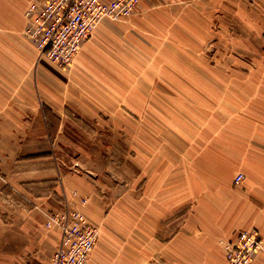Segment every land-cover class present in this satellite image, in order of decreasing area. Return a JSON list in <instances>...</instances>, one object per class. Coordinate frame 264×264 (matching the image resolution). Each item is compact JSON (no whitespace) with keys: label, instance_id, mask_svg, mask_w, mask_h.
I'll return each instance as SVG.
<instances>
[{"label":"crops","instance_id":"obj_1","mask_svg":"<svg viewBox=\"0 0 264 264\" xmlns=\"http://www.w3.org/2000/svg\"><path fill=\"white\" fill-rule=\"evenodd\" d=\"M120 33L104 25L97 28L85 41L69 78L57 76L43 63H0L6 69L0 71V264H52L61 229L48 228L45 213L62 208V197L92 224L102 226L90 264H228L225 243L246 230L258 231L264 244L262 45V60L257 55L253 65L257 75L248 77L250 89L240 95L241 100L255 103L250 112L247 103L245 111L241 109L235 124L239 139L226 135L218 149L214 135L205 139L201 154H195L190 192L185 193L184 173L177 167L166 186L163 177L153 192L146 185L139 203L144 218L131 215L125 234L115 236L118 224L107 214L117 206L118 188L105 182L99 187L83 172L61 167L55 153L66 134H87L89 116L105 112L100 102L104 97L97 92L114 78L105 79L97 69L107 65L108 46L115 52L112 64L120 66V52L126 50ZM91 159L81 163L86 168L89 163L100 164ZM239 174L244 179L237 184ZM140 191L135 189L133 195L128 191L131 213L137 211ZM82 197H89V203L82 205ZM253 264H264V247Z\"/></svg>","mask_w":264,"mask_h":264},{"label":"rangeland","instance_id":"obj_2","mask_svg":"<svg viewBox=\"0 0 264 264\" xmlns=\"http://www.w3.org/2000/svg\"><path fill=\"white\" fill-rule=\"evenodd\" d=\"M45 1L0 0V63H43L57 76L69 78L73 67L60 73L38 61L39 51L27 32L30 9ZM102 25L121 30L116 37L126 49L120 52L117 68L112 64L115 52L108 46L107 65L97 69L105 79L114 78L97 92L104 97L100 102L105 112L89 116L87 134H66L55 154L65 170L83 172L99 187L105 182L118 188L117 206L107 214L118 224L115 236H121L131 215L144 218L139 203L146 185L153 192L163 177L166 186L177 167L184 173L185 193L190 192L195 154H201L205 139L214 135L217 149L226 135L239 139L235 124L241 109L245 111L247 103L250 112L255 103L241 100L240 95L250 89L248 77L257 75L253 66L257 55L262 60L264 0H140L129 16L105 19ZM73 119L79 122L78 117ZM87 157L100 164L89 163L86 168L81 159ZM56 185L60 187V179ZM135 189L141 191L137 211L131 213L128 191L133 195ZM62 199V208L45 213L47 221L68 208L78 210L72 201ZM89 201V197L80 200L82 205ZM94 225L97 244L102 226Z\"/></svg>","mask_w":264,"mask_h":264},{"label":"built area","instance_id":"obj_3","mask_svg":"<svg viewBox=\"0 0 264 264\" xmlns=\"http://www.w3.org/2000/svg\"><path fill=\"white\" fill-rule=\"evenodd\" d=\"M140 0H46L42 7L30 9L28 35L39 51V62H45L60 73H68L82 49L105 19L119 20L129 16ZM243 174L236 177L240 184ZM58 226L61 239L52 264H90L98 237L97 227L79 210L49 216L47 227ZM264 244L258 231H242L235 241L225 243L228 264H253Z\"/></svg>","mask_w":264,"mask_h":264}]
</instances>
